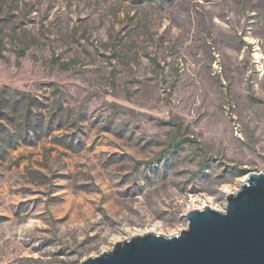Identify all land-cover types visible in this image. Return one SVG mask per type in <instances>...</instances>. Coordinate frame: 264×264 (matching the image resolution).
Masks as SVG:
<instances>
[{"label": "rangeland", "instance_id": "1", "mask_svg": "<svg viewBox=\"0 0 264 264\" xmlns=\"http://www.w3.org/2000/svg\"><path fill=\"white\" fill-rule=\"evenodd\" d=\"M4 89L0 264L179 234L264 171V0H0Z\"/></svg>", "mask_w": 264, "mask_h": 264}, {"label": "water", "instance_id": "2", "mask_svg": "<svg viewBox=\"0 0 264 264\" xmlns=\"http://www.w3.org/2000/svg\"><path fill=\"white\" fill-rule=\"evenodd\" d=\"M247 175L224 211L192 209L181 233L136 235L83 264H264V171Z\"/></svg>", "mask_w": 264, "mask_h": 264}, {"label": "trees", "instance_id": "3", "mask_svg": "<svg viewBox=\"0 0 264 264\" xmlns=\"http://www.w3.org/2000/svg\"><path fill=\"white\" fill-rule=\"evenodd\" d=\"M18 95L19 94H17L15 91L10 92L5 89L1 90L0 91V112L4 109L10 108V106L13 107V109H17L19 103L22 102V99L19 98ZM30 99L32 100L33 97L31 96ZM25 121L32 123L29 113L26 114ZM13 144H14V136L11 135L10 133H5L4 131L0 129V151L3 150L6 146L13 147Z\"/></svg>", "mask_w": 264, "mask_h": 264}, {"label": "bare ground", "instance_id": "4", "mask_svg": "<svg viewBox=\"0 0 264 264\" xmlns=\"http://www.w3.org/2000/svg\"><path fill=\"white\" fill-rule=\"evenodd\" d=\"M247 178H248V175H246L245 177L241 178L239 184L242 186L243 183L247 180ZM147 233H149V232H147ZM144 234H146V233L145 232H137V233H135L134 236H136V235H144Z\"/></svg>", "mask_w": 264, "mask_h": 264}]
</instances>
